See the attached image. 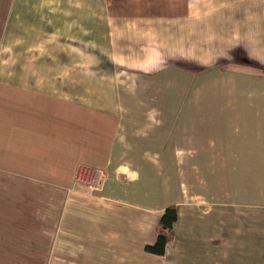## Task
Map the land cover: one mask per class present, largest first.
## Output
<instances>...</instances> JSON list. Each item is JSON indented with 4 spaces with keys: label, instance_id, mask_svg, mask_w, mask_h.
Wrapping results in <instances>:
<instances>
[{
    "label": "crops",
    "instance_id": "1",
    "mask_svg": "<svg viewBox=\"0 0 264 264\" xmlns=\"http://www.w3.org/2000/svg\"><path fill=\"white\" fill-rule=\"evenodd\" d=\"M0 264H264V0H0Z\"/></svg>",
    "mask_w": 264,
    "mask_h": 264
},
{
    "label": "built area",
    "instance_id": "2",
    "mask_svg": "<svg viewBox=\"0 0 264 264\" xmlns=\"http://www.w3.org/2000/svg\"><path fill=\"white\" fill-rule=\"evenodd\" d=\"M106 178L107 172L103 168L83 164L77 166L75 180L84 184L91 191L100 189Z\"/></svg>",
    "mask_w": 264,
    "mask_h": 264
},
{
    "label": "trees",
    "instance_id": "3",
    "mask_svg": "<svg viewBox=\"0 0 264 264\" xmlns=\"http://www.w3.org/2000/svg\"><path fill=\"white\" fill-rule=\"evenodd\" d=\"M177 208L176 206H170L164 211L161 221H160V233L158 235L157 242L154 246H147L148 249L163 253L165 247L167 246L170 238V234L173 227V223L176 219ZM168 230V231H167Z\"/></svg>",
    "mask_w": 264,
    "mask_h": 264
},
{
    "label": "bare ground",
    "instance_id": "4",
    "mask_svg": "<svg viewBox=\"0 0 264 264\" xmlns=\"http://www.w3.org/2000/svg\"><path fill=\"white\" fill-rule=\"evenodd\" d=\"M86 166H88V165H86ZM90 167H92V166H90ZM105 182V181H104Z\"/></svg>",
    "mask_w": 264,
    "mask_h": 264
}]
</instances>
